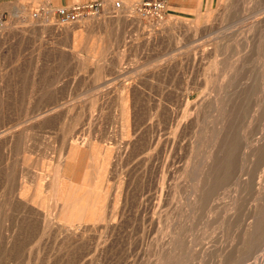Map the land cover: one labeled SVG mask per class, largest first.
I'll use <instances>...</instances> for the list:
<instances>
[{"label":"rangeland","instance_id":"374dc122","mask_svg":"<svg viewBox=\"0 0 264 264\" xmlns=\"http://www.w3.org/2000/svg\"><path fill=\"white\" fill-rule=\"evenodd\" d=\"M115 1H0V264H264V0Z\"/></svg>","mask_w":264,"mask_h":264},{"label":"built area","instance_id":"2783aa9c","mask_svg":"<svg viewBox=\"0 0 264 264\" xmlns=\"http://www.w3.org/2000/svg\"><path fill=\"white\" fill-rule=\"evenodd\" d=\"M140 7V12L143 16L149 15L150 12L156 18H162V15L166 11L165 0H150L142 2ZM121 8L120 1H114L110 10L111 14H116ZM146 10V11H144ZM109 13L108 9L102 5L101 2H95L88 5H75L70 8L59 7L54 10V14L58 15L62 22L65 23H78L81 19L90 15H99L103 12ZM148 11V12H147Z\"/></svg>","mask_w":264,"mask_h":264},{"label":"bare ground","instance_id":"6f19581e","mask_svg":"<svg viewBox=\"0 0 264 264\" xmlns=\"http://www.w3.org/2000/svg\"><path fill=\"white\" fill-rule=\"evenodd\" d=\"M111 6V5H110ZM122 6V5H121ZM122 8H123V6H122ZM121 8V9H122ZM17 11H18V9H17ZM120 12V11H119ZM118 12V13H119ZM33 15V14H32ZM113 18L114 19H118L119 18V16H117V15H115V16H113ZM30 22H31V24L29 25V27L28 26H26L25 28H23V30L22 31H25L26 32V30H28L29 28H31L32 29V31L35 29V28H38V27H43L44 29H46V30H54V31H59V32H69V31H72V30H74L73 29V27H72V29L70 28V29H66V27H63V26H60V24H58V23H56V22H54V20L52 19V24H44V22H42V20L40 21V22H42V23H37L36 21H34L33 19H30L29 20ZM28 21V22H29ZM44 21V20H43ZM81 21H85L84 20V18L83 19H81L80 20V22ZM36 22V23H35ZM80 22H78V23H80ZM46 23V22H45ZM78 23H74V24H78ZM73 24V25H74ZM68 25H71V24H68ZM17 26V25H16ZM81 26V25H80ZM74 28H76L75 26H74ZM17 30V29H16ZM9 31V27L8 26H2L1 28H0V37L1 36H4V33L6 32H8ZM31 31V32H32ZM5 33V34H6ZM22 34V33H21ZM77 39V35H76V37H75V40ZM126 92L125 93H127V94H129V91H130V87L128 86V87H125V89H124ZM124 93V94H125ZM157 102V101H156ZM158 102H161L160 100H158ZM163 104V103H162ZM157 105V104H156ZM159 106H160V104H159ZM157 107V109H158V106H156ZM164 107V106H163ZM161 109V108H160ZM164 109V108H163ZM162 109V110H163ZM166 109V108H165ZM174 109V108H173ZM179 111V110H178ZM161 112V111H160ZM163 112V111H162ZM175 114V113H174ZM180 123V122H179ZM123 130V129H122ZM167 139V138H166ZM167 141V140H166ZM81 159H82V157H80ZM79 160V159H78ZM74 162H75V160H74ZM73 162V163H74ZM73 163L71 164V166H73ZM84 166H85V159H83V160H80V162H77L76 163V168L75 169H82V168H84ZM51 168H52V164H51ZM51 168H50V170H49V173H48V179H47V182L49 183V185H50V187L52 186V181H53V175H51L50 174V171H51ZM107 185V184H106ZM105 185V187H104V190L102 191V193H100L99 194V196H98V198H97V202H95V204L93 205V206H95L96 204H97V209L93 212V214L92 215H88L89 214V210H88V208H87V210H85L84 211V213L83 212H78L77 213V215H78V217H82L83 215L85 216L86 215V217L88 216V217H92V220H95V221H100V220H102V217H103V214H102V202H103V200H104V197L106 196V193H107V188H108V186H106ZM75 185L73 184V187H74ZM68 189L66 190L67 192H69V189H72L73 187H71V184H69L68 186ZM71 191V190H70ZM67 197V193L65 194V196H64V198H62L63 200H62V203H61V206L63 207V206H65V204H66V201H65V198ZM47 201V200H46ZM46 203V202H45ZM83 206H86L85 204L83 205ZM87 217V218H88ZM91 220V219H90ZM98 221V222H99ZM72 222H77V221H72ZM72 222H70L69 224H72ZM103 222V221H102ZM72 227V226H71ZM71 230V229H70Z\"/></svg>","mask_w":264,"mask_h":264},{"label":"crops","instance_id":"0c3cea01","mask_svg":"<svg viewBox=\"0 0 264 264\" xmlns=\"http://www.w3.org/2000/svg\"><path fill=\"white\" fill-rule=\"evenodd\" d=\"M1 2L5 3L10 0H0ZM21 1H26L30 3H35L38 6H48L50 10L53 9V12L55 9L59 7H67L70 8L75 5H88L91 3L95 2H101L103 6L106 5H112V3L115 0H21ZM128 1V0H124ZM145 1H150V0H140V2H145ZM210 0H165L166 2V7H171V8H195L201 5H205V3L209 2ZM82 175V181L84 179V172H81ZM76 184V183H75ZM79 185V184H78Z\"/></svg>","mask_w":264,"mask_h":264}]
</instances>
